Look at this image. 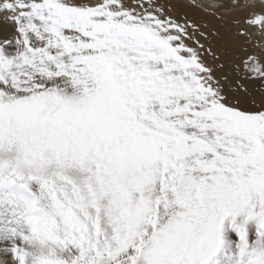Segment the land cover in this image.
Masks as SVG:
<instances>
[{"label": "snow or ice", "instance_id": "obj_1", "mask_svg": "<svg viewBox=\"0 0 264 264\" xmlns=\"http://www.w3.org/2000/svg\"><path fill=\"white\" fill-rule=\"evenodd\" d=\"M254 35L264 0H0V264H264Z\"/></svg>", "mask_w": 264, "mask_h": 264}, {"label": "rangeland", "instance_id": "obj_2", "mask_svg": "<svg viewBox=\"0 0 264 264\" xmlns=\"http://www.w3.org/2000/svg\"><path fill=\"white\" fill-rule=\"evenodd\" d=\"M190 15H196L199 16V13H193L191 10H188ZM260 43H264V37L259 36V35H254L253 37V44H260ZM248 88L249 90L252 92V94L256 97L257 101H259L260 96H261V91H260V86L258 83H249L248 84ZM232 238L234 239V235L232 236Z\"/></svg>", "mask_w": 264, "mask_h": 264}]
</instances>
